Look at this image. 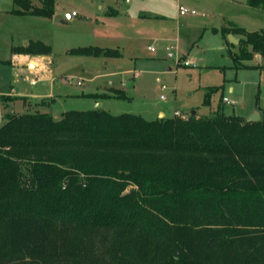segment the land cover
<instances>
[{
  "label": "trees",
  "instance_id": "1",
  "mask_svg": "<svg viewBox=\"0 0 264 264\" xmlns=\"http://www.w3.org/2000/svg\"><path fill=\"white\" fill-rule=\"evenodd\" d=\"M12 1L14 14L55 13V0ZM221 33L241 37L234 63L264 58V29L228 23ZM50 50L40 41L13 48ZM70 53L121 55L101 46ZM0 264H264V116L6 112Z\"/></svg>",
  "mask_w": 264,
  "mask_h": 264
},
{
  "label": "rangeland",
  "instance_id": "2",
  "mask_svg": "<svg viewBox=\"0 0 264 264\" xmlns=\"http://www.w3.org/2000/svg\"><path fill=\"white\" fill-rule=\"evenodd\" d=\"M246 1L133 0L125 6L123 0H55L51 18L14 14L13 1L0 0V98L22 97L8 107L0 100L1 120L9 111L49 112L58 119L67 110L96 108L147 119L172 117L176 111L211 116L219 108L247 119L255 111L263 116L264 68L256 58L234 63L230 52H239L240 41L228 45L221 33L224 18L248 30L264 29V11ZM109 4L119 14L110 13ZM178 6L198 14L179 17ZM24 40L43 42L51 50L31 54L39 57L29 66L28 54L13 52L26 46ZM85 46L117 48L122 56L70 53ZM169 52L177 53L178 61ZM213 87L218 88L206 103ZM120 91L126 97L95 96ZM225 96L234 103L224 102Z\"/></svg>",
  "mask_w": 264,
  "mask_h": 264
},
{
  "label": "crops",
  "instance_id": "3",
  "mask_svg": "<svg viewBox=\"0 0 264 264\" xmlns=\"http://www.w3.org/2000/svg\"><path fill=\"white\" fill-rule=\"evenodd\" d=\"M115 2H116V4L118 3V0H115ZM247 2V5H248V7H250V8H252L253 10H257V11H260V12H262V11H264V8H261V7H253V6H250L249 4H248V0L246 1ZM133 3V0H123V4L125 5V6H129V5H131ZM179 7V6H178ZM108 8L109 9H107L110 13H118L119 14V12H120V9L119 8H117V7H115V6H113V5H108ZM102 9H103V7H102ZM178 16L179 17H185V16H188V15H180L179 14V12H178ZM54 16H52L51 18H53ZM70 18H72V16H70L69 15V19ZM228 23H235V24H237V25H239L238 23H236V22H233V21H229V20H227V19H225L224 18V22H223V26L222 27H225V26H227L228 25ZM240 26V25H239ZM242 26V25H241ZM243 27V26H242ZM245 28V27H244ZM181 29V27H179V30ZM247 29V28H246ZM261 29H263V28H261ZM260 29V30H261ZM248 30V29H247ZM255 30H259V29H255ZM250 31H253V30H250ZM230 34H228V36H229ZM236 37H238L239 38V41H240V39H241V37L240 36H238V35H235ZM225 40H226V43L229 45H231V43H233V44H237V43H234V42H231L230 40H228L227 41V36L225 37ZM30 41H28V40H24V44L23 45H27L28 43H29ZM101 47H104V46H101ZM106 47H109V46H106ZM170 47V46H169ZM150 49V48H149ZM229 49H230V47H229ZM120 51V50H119ZM120 53H121V55L120 56H117V58H120L121 56H122V52L120 51ZM20 54H24V53H20ZM25 55V54H24ZM29 55V54H28ZM28 55H25V62L27 61V63L29 64V66H32L34 63H35V61L38 59V57H39V55H35V56H32L31 54V57H29ZM116 58V57H115ZM254 58H256L257 59V61L259 62V65H260V67H262V68H264V66H263V64H264V58L260 55V54H256L255 56H254ZM253 58V59H254ZM35 65V64H34ZM245 66H247V65H245ZM33 82H35V81H33ZM114 82H112L111 84H113ZM35 84V83H34ZM230 90H232V88L230 89ZM47 97H50V98H53L54 96H52V95H47ZM226 97V96H225ZM96 102H98V100H96ZM98 106L100 105L99 103L97 104ZM251 112H253V111H251ZM250 112V113H251ZM255 112H257V111H255ZM255 112H253V113H255ZM257 113H259V115H260V118L261 117H263V116H261V113L260 112H257ZM243 116V115H242ZM245 117V116H244ZM245 118H247V117H245Z\"/></svg>",
  "mask_w": 264,
  "mask_h": 264
},
{
  "label": "built area",
  "instance_id": "4",
  "mask_svg": "<svg viewBox=\"0 0 264 264\" xmlns=\"http://www.w3.org/2000/svg\"><path fill=\"white\" fill-rule=\"evenodd\" d=\"M178 12L180 15H196L198 14L197 11L195 9H191L189 7H185V6H179L178 7ZM151 50H155V48L153 46H150L149 47ZM170 48H173L172 46ZM169 49V48H168ZM176 54V55H175ZM169 55L170 56H174L176 58V61H178V56H177V53H172V52H169ZM185 65H189V62L185 61L184 62ZM165 88V86H163V89ZM223 101L226 102V103H234V101L230 100L228 97H223ZM175 115L177 116H181L182 118H187L188 115L186 114H182L180 113L179 111H176L175 112Z\"/></svg>",
  "mask_w": 264,
  "mask_h": 264
},
{
  "label": "water",
  "instance_id": "5",
  "mask_svg": "<svg viewBox=\"0 0 264 264\" xmlns=\"http://www.w3.org/2000/svg\"><path fill=\"white\" fill-rule=\"evenodd\" d=\"M229 40L231 41V42H234V43H237L238 41H239V38L238 37H236L235 35H233V34H230L229 35ZM196 114V112L195 111H192L191 112V115H195ZM162 117H163V115H162ZM260 119V115H259V113H253L249 118H248V121H250V122H253V121H258Z\"/></svg>",
  "mask_w": 264,
  "mask_h": 264
}]
</instances>
